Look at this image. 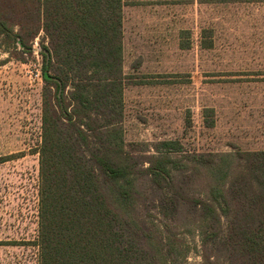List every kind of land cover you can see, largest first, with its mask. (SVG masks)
I'll return each mask as SVG.
<instances>
[{
  "label": "trees",
  "instance_id": "16d2710c",
  "mask_svg": "<svg viewBox=\"0 0 264 264\" xmlns=\"http://www.w3.org/2000/svg\"><path fill=\"white\" fill-rule=\"evenodd\" d=\"M125 5L0 0V48L27 61L40 38L37 264H173L167 233L181 206L202 264H264V150L126 141ZM151 210L164 224L150 221Z\"/></svg>",
  "mask_w": 264,
  "mask_h": 264
},
{
  "label": "rangeland",
  "instance_id": "374dc122",
  "mask_svg": "<svg viewBox=\"0 0 264 264\" xmlns=\"http://www.w3.org/2000/svg\"><path fill=\"white\" fill-rule=\"evenodd\" d=\"M124 47L127 142L145 150L162 140L189 152L264 150V0H126ZM33 48L27 61L0 48V158H12L0 164V264H37L39 37ZM178 213L167 233L173 264H202L190 212ZM156 214L149 219L161 226Z\"/></svg>",
  "mask_w": 264,
  "mask_h": 264
},
{
  "label": "built area",
  "instance_id": "2783aa9c",
  "mask_svg": "<svg viewBox=\"0 0 264 264\" xmlns=\"http://www.w3.org/2000/svg\"><path fill=\"white\" fill-rule=\"evenodd\" d=\"M37 76L39 77L40 80H42V73H41V69L37 72Z\"/></svg>",
  "mask_w": 264,
  "mask_h": 264
}]
</instances>
